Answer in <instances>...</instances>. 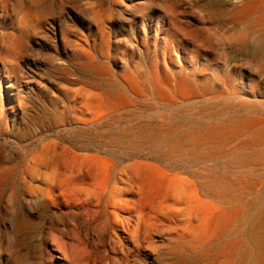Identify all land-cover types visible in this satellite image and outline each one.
Instances as JSON below:
<instances>
[{"label":"rangeland","instance_id":"374dc122","mask_svg":"<svg viewBox=\"0 0 264 264\" xmlns=\"http://www.w3.org/2000/svg\"><path fill=\"white\" fill-rule=\"evenodd\" d=\"M39 1L0 0V169L15 167L0 179V264H61L65 261L58 252H53L55 260L49 257L54 234L71 238L75 229L90 249L109 254V264H122L111 253L109 239L95 237L78 217L60 210L54 220L29 213L30 193L43 178L28 169L50 160L55 150L65 157L101 154L116 173L149 161L174 173L244 177L264 191V163L254 161L253 150L233 153L251 135L181 146L186 136L210 127L264 120V93L257 99L232 98L242 86L222 66L216 52L219 37L187 15L181 0ZM184 27L201 32L207 47L199 50ZM15 40L22 41L20 47L13 46ZM182 77L203 95L184 101L177 89ZM111 93L124 98L121 106L113 114L105 108L104 119L92 121L90 101ZM237 158H244L246 166H237ZM164 239L158 238L159 247Z\"/></svg>","mask_w":264,"mask_h":264},{"label":"bare ground","instance_id":"6f19581e","mask_svg":"<svg viewBox=\"0 0 264 264\" xmlns=\"http://www.w3.org/2000/svg\"><path fill=\"white\" fill-rule=\"evenodd\" d=\"M181 4L186 14L191 13L202 25L212 27L219 37L216 52L222 66L230 69V76L242 86L231 93L232 98L257 99L263 94L264 0H181ZM182 31L191 35L199 50L207 47L201 32H190L188 28ZM21 43L15 40L13 46L20 47ZM195 88L186 77L177 85L184 101L202 94ZM157 90L160 91L159 86ZM122 99L115 93L92 99L95 110L89 108L91 120L103 118L105 108L116 110ZM255 120L242 127L217 126L192 133L181 146L210 145L249 134L251 139L233 153L253 150L250 156L254 161L264 163V120ZM130 142L129 139L126 143ZM70 154L65 157L55 150L50 160L38 161L28 169L29 174L43 178L42 184L30 193V214L41 212L46 219L54 220L60 210L63 215L78 217L95 237L109 239L111 253L119 256L122 264H132L138 258L142 260L140 264H264V191L258 184L252 185L244 177L174 173L149 161L132 162L116 173L112 161L101 154ZM235 164L244 167L246 160L237 158ZM13 167H6L8 172L0 169V179L9 177ZM43 168L47 171L42 172ZM252 191L258 193L249 200ZM71 234V238L54 234L48 251L50 259L55 260L56 251L61 255L58 258L65 261L61 264H109L108 253H101L97 247L90 249L87 238L77 229ZM158 238H165L164 246H158Z\"/></svg>","mask_w":264,"mask_h":264}]
</instances>
